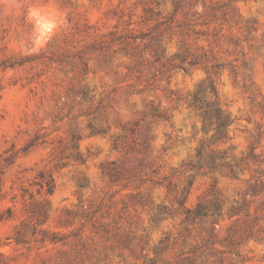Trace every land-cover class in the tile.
Here are the masks:
<instances>
[{"label": "rangeland", "instance_id": "rangeland-1", "mask_svg": "<svg viewBox=\"0 0 264 264\" xmlns=\"http://www.w3.org/2000/svg\"><path fill=\"white\" fill-rule=\"evenodd\" d=\"M0 264H264V0H0Z\"/></svg>", "mask_w": 264, "mask_h": 264}, {"label": "trees", "instance_id": "trees-1", "mask_svg": "<svg viewBox=\"0 0 264 264\" xmlns=\"http://www.w3.org/2000/svg\"><path fill=\"white\" fill-rule=\"evenodd\" d=\"M197 62L195 60L189 61L190 65H194ZM182 66V65H180ZM183 71H187L186 67H181ZM211 91L216 96L215 88L211 85ZM186 104L189 108L194 110L196 113L201 115L203 120H211L212 116H216L215 123V135L218 138L219 135L222 137V130L225 125L230 121L229 117L226 114H223L220 110V107L213 102L205 101L198 93H194L190 96V98L186 99ZM157 116V115H154ZM222 135V136H221ZM197 166L199 168L207 167L209 169L216 168L220 165L219 160L223 158V154L218 152H210L203 159V149L202 147L197 148L196 153ZM111 180L119 179V173L117 170H108L106 172ZM222 207L218 200H213L208 204L203 202H199L196 204L194 208L186 207L184 209V222L192 223V222H201L204 219H214L215 217L221 215Z\"/></svg>", "mask_w": 264, "mask_h": 264}, {"label": "clouds", "instance_id": "clouds-1", "mask_svg": "<svg viewBox=\"0 0 264 264\" xmlns=\"http://www.w3.org/2000/svg\"><path fill=\"white\" fill-rule=\"evenodd\" d=\"M57 27L58 25L56 24L38 23L35 35V44L37 46L43 44L55 32Z\"/></svg>", "mask_w": 264, "mask_h": 264}]
</instances>
